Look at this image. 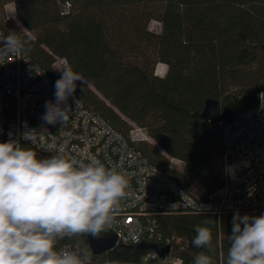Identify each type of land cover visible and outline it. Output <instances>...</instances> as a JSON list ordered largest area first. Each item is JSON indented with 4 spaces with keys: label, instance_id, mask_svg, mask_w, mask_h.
<instances>
[{
    "label": "trees",
    "instance_id": "obj_1",
    "mask_svg": "<svg viewBox=\"0 0 264 264\" xmlns=\"http://www.w3.org/2000/svg\"><path fill=\"white\" fill-rule=\"evenodd\" d=\"M10 3L15 18L6 17ZM152 20L159 31L149 28ZM0 27L28 42L24 53L53 83L60 69L80 73L84 82H76L75 95L84 107L182 189L209 194L223 183L222 125L255 108L264 91V0H0ZM59 60L65 64L55 69ZM157 63L166 65L164 75L155 73ZM208 98L218 100L220 122L199 117ZM133 125L152 141L130 140ZM21 146L41 159L54 156ZM235 213H162L157 232L186 241L183 264H193L201 252L224 264ZM206 220L213 242L201 249L192 240L195 226ZM77 245L88 261L111 264H139L150 250L119 243L93 254L86 234L57 242L70 250Z\"/></svg>",
    "mask_w": 264,
    "mask_h": 264
},
{
    "label": "built area",
    "instance_id": "obj_2",
    "mask_svg": "<svg viewBox=\"0 0 264 264\" xmlns=\"http://www.w3.org/2000/svg\"><path fill=\"white\" fill-rule=\"evenodd\" d=\"M5 14L7 18L16 17L15 9L12 15H7L5 9ZM7 35L0 27V40ZM7 61H0V142L16 140L20 145L29 144L41 152L64 155L77 162L96 158L125 175L129 181L126 194L105 231L115 234L116 245L145 242L159 250L168 248L162 256L150 248L139 264H183L181 252L187 243L179 236L162 237L157 232L158 214L211 213L220 217L226 212H264V106L259 95L263 90L258 91L255 108L238 113L222 125L223 183L209 194L199 188L189 193L150 163L106 120L84 107L75 93L68 100L72 109L67 123L46 124L42 119L45 103L55 101V83L25 53L10 55ZM30 130L36 131L35 143L23 138ZM129 138L150 139L145 129L136 125L131 127ZM61 248L70 249H57ZM81 259L83 264H111Z\"/></svg>",
    "mask_w": 264,
    "mask_h": 264
},
{
    "label": "clouds",
    "instance_id": "obj_3",
    "mask_svg": "<svg viewBox=\"0 0 264 264\" xmlns=\"http://www.w3.org/2000/svg\"><path fill=\"white\" fill-rule=\"evenodd\" d=\"M27 43L9 32L0 40V61L23 55ZM59 71L55 101L45 103L46 124L67 123L72 109L68 100L74 97L76 82H84L71 66ZM259 95L264 106V93ZM34 133L27 131L23 138L35 143ZM128 184L125 175L96 158L87 163L64 155L41 159L16 140L0 142V264H83L78 245L57 249V242L84 234L99 236L112 225ZM209 223L195 226V247L211 248ZM228 239L224 264H264V214L235 213ZM193 264L213 262L201 252Z\"/></svg>",
    "mask_w": 264,
    "mask_h": 264
},
{
    "label": "water",
    "instance_id": "obj_4",
    "mask_svg": "<svg viewBox=\"0 0 264 264\" xmlns=\"http://www.w3.org/2000/svg\"><path fill=\"white\" fill-rule=\"evenodd\" d=\"M199 117L203 120L211 122H220L221 121V107L218 100L213 98H208L204 102L202 111L199 113ZM91 252L93 254H100L102 252L113 249L116 246L117 238L115 234L111 232H101L99 236H92L86 234ZM139 246L145 248H152L158 252L160 256L167 253L168 248L165 247L161 250L157 248L156 245L152 243H139Z\"/></svg>",
    "mask_w": 264,
    "mask_h": 264
},
{
    "label": "rangeland",
    "instance_id": "obj_5",
    "mask_svg": "<svg viewBox=\"0 0 264 264\" xmlns=\"http://www.w3.org/2000/svg\"><path fill=\"white\" fill-rule=\"evenodd\" d=\"M14 5L13 4H7L5 6V9H6V13L7 15H12L14 13V9H13ZM149 28L153 31H159L160 30V23L158 21H155V20H152L150 23H149ZM65 64V61L64 60H59L57 61L55 64H54V68L55 69H60L61 67H63ZM166 71V65L164 63H157L156 66H155V73L158 74V75H164ZM148 141H152L151 138L148 140ZM172 164L173 165H176V166H180V162H177V161H172Z\"/></svg>",
    "mask_w": 264,
    "mask_h": 264
}]
</instances>
